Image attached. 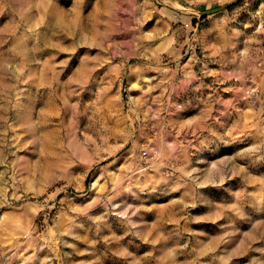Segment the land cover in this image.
<instances>
[{"label": "rangeland", "instance_id": "1", "mask_svg": "<svg viewBox=\"0 0 264 264\" xmlns=\"http://www.w3.org/2000/svg\"><path fill=\"white\" fill-rule=\"evenodd\" d=\"M0 264H264V0H0Z\"/></svg>", "mask_w": 264, "mask_h": 264}, {"label": "water", "instance_id": "2", "mask_svg": "<svg viewBox=\"0 0 264 264\" xmlns=\"http://www.w3.org/2000/svg\"><path fill=\"white\" fill-rule=\"evenodd\" d=\"M235 1L231 2V3H228V4H225L223 6H219L217 8H213V9H209V10H204V11H201L199 12L202 16H205V15H209V14H213L215 12H218V11H221V10H224V9H227L228 7H230L232 4H234Z\"/></svg>", "mask_w": 264, "mask_h": 264}]
</instances>
